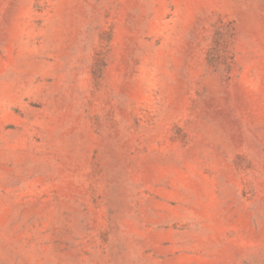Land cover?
Listing matches in <instances>:
<instances>
[{
    "label": "rangeland",
    "instance_id": "rangeland-1",
    "mask_svg": "<svg viewBox=\"0 0 264 264\" xmlns=\"http://www.w3.org/2000/svg\"><path fill=\"white\" fill-rule=\"evenodd\" d=\"M0 264H264V0H0Z\"/></svg>",
    "mask_w": 264,
    "mask_h": 264
}]
</instances>
